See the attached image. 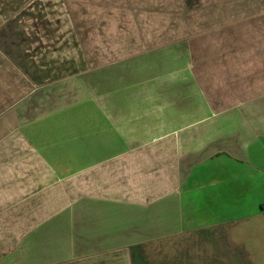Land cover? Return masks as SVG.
Returning a JSON list of instances; mask_svg holds the SVG:
<instances>
[{"label": "crops", "instance_id": "crops-1", "mask_svg": "<svg viewBox=\"0 0 264 264\" xmlns=\"http://www.w3.org/2000/svg\"><path fill=\"white\" fill-rule=\"evenodd\" d=\"M263 217L264 0H0V264H261Z\"/></svg>", "mask_w": 264, "mask_h": 264}, {"label": "rangeland", "instance_id": "rangeland-1", "mask_svg": "<svg viewBox=\"0 0 264 264\" xmlns=\"http://www.w3.org/2000/svg\"><path fill=\"white\" fill-rule=\"evenodd\" d=\"M258 221L264 222V217L262 220L253 219V220H250L249 222L253 224ZM242 249H243L242 252L245 254V256H248L250 259L257 258L261 261V264H264V243L261 245H250L247 247L243 246Z\"/></svg>", "mask_w": 264, "mask_h": 264}]
</instances>
